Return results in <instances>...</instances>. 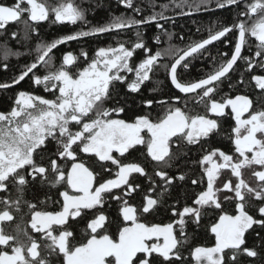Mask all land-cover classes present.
I'll use <instances>...</instances> for the list:
<instances>
[{"label": "snow or ice", "instance_id": "snow-or-ice-1", "mask_svg": "<svg viewBox=\"0 0 264 264\" xmlns=\"http://www.w3.org/2000/svg\"><path fill=\"white\" fill-rule=\"evenodd\" d=\"M119 2L128 8L134 7L133 0ZM209 2L179 0L177 7L183 9L187 6L190 11H198L201 5L207 6ZM242 3L244 9L238 11L234 24L222 25L219 30L210 28L207 38L192 42L183 49L169 46L153 52L137 31L136 42L131 47L118 41L116 46L99 47L91 58L83 49L79 57L68 51L62 54L59 67L52 70L53 49L59 45L83 37L119 33L153 21L157 22V28L163 29V25L158 22L168 19L163 11L154 12L143 19L114 16L106 24L91 27L87 31L80 30L50 41L37 40L35 48L30 49L29 53H36L33 62L22 68L12 84H18L32 74V82L43 85L54 99L20 91L11 110L0 112V190L7 191L8 185H12L17 193H22L29 176L33 181L39 179L50 188L66 187L64 191L58 192L63 198L59 211L31 212V228L44 241L45 256L42 257L38 251L41 244L37 238L27 232L21 238L19 227L16 235L8 234L0 226V246L10 248V251L0 249V264H51L48 257L55 258L57 264H176L183 259L179 247L187 242L188 224L199 225L202 216L210 211L219 213L218 219L210 227L215 243L211 247L196 246L191 250L190 255L195 264H242L241 257L254 258L260 255L256 246H248L247 234L250 230L255 232L253 239L257 245L264 247V235L254 227L258 225L264 231V110L250 112L252 101L246 95L225 96L222 100L214 98L218 85L234 69L238 60L245 62L248 72L255 69L264 72V0H252L251 3L247 0H217L216 6L223 8L231 5L239 9ZM167 7L163 5L162 9ZM134 11L140 12L141 9L134 8ZM49 20L53 24H76L77 21H84L85 16L75 0H58L55 6L48 5L45 0L0 3V30L6 33L11 24L22 23L24 40H31L33 33L38 36L39 23ZM233 31L237 34L230 56L227 52L219 53L220 62L217 64L216 57H213V68L203 78L192 82L181 81L178 66L187 69L189 58L203 55L207 46L221 38H225L224 43H229L226 37ZM166 34L171 39L172 34ZM249 37L256 41V51L251 57L242 55L245 46L251 50ZM11 38L20 41L18 32H12ZM156 42H160L159 37H156ZM137 49L142 50L144 57L133 64L131 59ZM80 57H83V67L79 66ZM161 57L171 59L168 63H159ZM256 57L260 59L256 60ZM38 66L47 70L45 75L35 74L34 70ZM4 67L7 68V65ZM157 68L165 71L166 78L179 93H196L199 102L205 104L204 114H190L179 106H170L156 120L151 119L149 114L136 115L130 121L113 118L114 114L125 110L123 107H105L112 98L115 84L123 83L131 92H139L141 85L151 80L150 74H154ZM127 73L134 74L131 81L126 78ZM251 81L255 82V88L264 90V74L251 75ZM243 82L241 76L238 83ZM10 86L0 84V88ZM173 99L179 101L181 97L177 95ZM142 103L150 107L154 101L145 100ZM158 103L163 107L166 102ZM227 108L231 109L235 122L231 129L234 136H230L234 154H226L218 148L206 151L199 164L203 167L207 185L195 194L192 204H186L182 209L172 207V215L177 219L170 223L141 222L144 214L155 211L162 202L173 179L184 180L185 176L179 174L172 177L167 171H155L154 176L160 177L164 187L155 198L144 195L142 203L134 205L125 197L130 198L140 186L133 185L130 176L134 173L146 175V172L140 163L123 162L125 154L138 145H144L146 156L151 161L169 168L173 157L170 151L173 138L177 147L201 143L220 130L218 119L210 118V114L223 117ZM246 113L248 116L244 118ZM73 127L78 130L73 131ZM50 140L55 142V149L48 153L49 164L38 165L35 155L43 152ZM78 152L94 156L101 162L110 161L118 169L114 178H102L101 173L111 174V169L101 164V172H96L78 159ZM235 154L238 157L234 161ZM217 156L221 162H217ZM58 160L70 163V167H62ZM257 166L260 170L253 171L252 175L260 184L251 187L241 179L242 169ZM229 168L237 180L234 187L230 180L224 182L222 187L217 186L221 170ZM192 183L197 184L199 181L193 180ZM68 189L74 194H70ZM113 190H122L121 195H112ZM224 190L234 193L223 197L234 204L232 213L223 208L219 198ZM152 191L153 188L149 187L148 192ZM106 195L119 204L116 220L118 237L115 239L108 234V226L113 221L103 209ZM0 203L4 205L3 210H0V222L12 221L11 208L18 209V200L5 199ZM28 206L30 209L35 208L33 204ZM89 212L91 217L86 223V231L90 230L89 238L86 242L73 244V231L68 228L70 218L83 219ZM256 213L259 218L254 215Z\"/></svg>", "mask_w": 264, "mask_h": 264}, {"label": "trees", "instance_id": "trees-1", "mask_svg": "<svg viewBox=\"0 0 264 264\" xmlns=\"http://www.w3.org/2000/svg\"><path fill=\"white\" fill-rule=\"evenodd\" d=\"M45 2L50 6H55L58 0H45ZM179 0H133V8H128L124 4H121L119 0H75V3L81 7L84 11L85 20L77 21L76 24L69 23H56L53 24L51 20L40 22L38 25V36L37 33L32 34L31 40L23 39L22 23L21 24H11L7 32L0 30V84H10L15 80L22 70V68L33 62L36 55L35 52L30 53V49H34L37 40L50 41L53 38L60 37L63 35H68L75 31H80L85 27H94L98 25L106 24L114 16H125L132 17L135 19H143L153 14L154 12H164L165 16H171L167 20H162L159 23L163 25V29L157 28L156 23H149L146 25H140L139 27H133L132 29H125L119 33L109 32L103 33L92 37H83L78 40L69 41L65 44L59 45L56 49H53V68L54 71L61 64L62 54L68 51L73 52L79 57L81 49L86 51L88 54H92L99 47L116 45L118 41L125 42L127 47H131L132 43L136 42V32L139 31L142 35L143 42L147 44L152 51H158L169 46L175 48H185L192 42H196L206 38L209 34V29L219 30V27L231 26L237 20L238 11L244 9V4L242 3L239 9L236 6H225L223 8H216L217 0H210L207 6L201 5L199 11L195 13L185 14L190 12L187 6L183 9L177 7ZM251 3L252 0H247ZM0 3L11 4L14 0H0ZM163 5H167L166 9H162ZM134 8L141 9L140 12L134 11ZM184 14H181V13ZM179 15V16H175ZM54 18V17H53ZM244 19V17H240ZM12 32H18L20 35V41L11 38ZM166 33H171V39ZM236 32L233 31L227 35V40L229 43H224L225 38H221L213 44L207 46V51L203 55H198L197 58L188 60V68L185 69L182 66L179 67L178 73L182 82H189L194 79L205 75L213 68V57H216V63L218 64L221 60L219 53L227 52L229 56L231 55L232 48L235 43ZM156 37H159L160 42H156ZM252 44L251 50L247 46L242 49V55L249 56V51H256L254 39L249 37ZM7 54V59H5V53ZM139 55L131 59V63L135 64L139 62L143 57L144 53L142 50L137 49ZM13 53H20L15 55ZM250 53V52H249ZM170 57H161L159 63H168ZM79 62L81 67L83 64V57H80ZM7 65V68L4 65ZM246 64L243 60H238L234 65V69L225 78L227 81H223L220 85L221 91H228V84L232 82L236 83V88L243 87V83H238L243 76V81L246 80L245 72L243 67ZM240 68V70H237ZM46 69L43 66H38L34 70L36 75L43 76L46 74ZM237 77L232 80V76ZM32 74H29V77ZM151 75V80L144 82L141 85V90L139 92H131L128 90L127 85L117 82L112 92V98L109 100L105 107H123L128 114H137L144 110L145 100H153L157 103L146 109L148 114H152L153 120H156L159 115H162L166 109L171 104V99L178 95L179 93L173 88L169 79L166 78L165 71L162 68H157L154 74ZM134 78V74L128 77L131 81ZM28 77L20 81L18 84L6 88H0V112H9L14 106L15 98L19 90H30L32 92H38L35 89V84L30 81L27 84ZM228 82V83H227ZM226 83V84H225ZM235 88V90H236ZM151 89H156V91H150ZM230 91V89H229ZM47 95L52 96L51 93L47 92ZM182 96V95H181ZM264 98V95L262 96ZM117 101L119 103L117 104ZM165 101L163 107L159 105L158 102ZM181 102L186 105L185 111L190 114H202L205 112V104L196 101L194 96H183ZM228 124V121H225ZM74 130V128L72 129ZM216 140V139H215ZM213 138H209V142H215ZM55 142L49 141L45 150L39 152L40 159H43L37 164H44L48 160V153L54 151ZM180 156H182L178 161H175L174 166L169 168L161 167L160 170L167 171L172 177H176L179 174L185 176L184 180L173 179L172 184L168 187L167 193L163 196L162 202L156 207L155 211L150 214H144L141 217V222L145 223H170L177 217H173L171 208L176 207L182 209L183 206L191 205L192 200L195 198L197 189L199 188V183L193 184V180L199 181L198 168L196 166L197 159L196 155L199 151V146H191L185 157L183 154V148L179 150ZM185 152V151H184ZM183 154V155H182ZM140 162V161H138ZM141 163V162H140ZM146 175H141L139 173H134L130 176V180L133 185H139L135 192L131 194V197H125L129 199V202L134 205H140L142 203L143 193L148 194L149 187L153 188L149 195H154L160 193L161 189L164 187V182L160 180V177L154 176L155 167L150 161H146L144 164ZM96 172H101L100 168H93ZM51 175V173H49ZM102 178H114L112 176L106 177L101 173ZM260 182H253L251 187H256ZM65 187L50 188L47 184H42L41 181L35 180L28 182L24 187L22 193H17L16 188L12 185L8 187L7 191L0 190V201L11 200L17 201L19 203L18 209L16 207L11 208V214L13 215L12 221L0 222L6 233L16 235V229L19 227L21 230V238H23V233L27 232L29 235L37 238L38 242L41 244L40 251L41 256L44 257L46 250L43 248L44 241L39 239V234L35 233L31 228V212L32 211H59L62 205L63 198L58 195L59 191H64ZM70 194L72 190L68 189ZM122 190H113L112 195H121ZM19 197V199H18ZM59 201V202H58ZM29 204L35 205L34 209L29 208ZM118 207L119 204L116 200L111 199L109 196H105V204L103 206L106 215L113 221L108 226V234H110L114 239L118 237V229L116 227V220L118 218ZM4 205L0 203V210H3ZM253 214V213H252ZM256 218H259L258 213L254 214ZM91 217L89 212L83 219L76 218V220H71L68 225L69 230L73 231L74 238L72 239L73 244H79L86 242L88 233L90 230L86 231V223L88 218ZM216 212H208L203 215L199 225L189 223L187 232V242L183 243L179 247V253L182 256V261H177L176 264H195L191 258V250L196 246L210 247L214 243V234L211 233V224L217 220ZM123 226V225H121ZM55 227V226H54ZM256 231L261 235H264V231H261L260 227L254 226ZM58 234V233H54ZM104 234V233H101ZM255 232H250L248 236V246H256L260 255L254 258L241 257L242 264H264V247H260L256 244L253 239L255 237ZM179 238V233L177 232ZM0 249H5L10 251V248H5V246H0ZM51 264H57L55 258L48 257ZM173 259H175L173 257Z\"/></svg>", "mask_w": 264, "mask_h": 264}, {"label": "flooded vegetation", "instance_id": "flooded-vegetation-1", "mask_svg": "<svg viewBox=\"0 0 264 264\" xmlns=\"http://www.w3.org/2000/svg\"><path fill=\"white\" fill-rule=\"evenodd\" d=\"M216 8H218V7H216ZM195 12H197V11H190V12H187L185 14H190V13H195ZM160 21H162V20H160ZM160 21H158V22H160ZM151 23H157V22L156 21H153ZM134 27L137 28L139 26H134ZM86 28L87 27H85L82 30H85ZM85 31H87V30H85ZM252 39H254V41H255V38H252ZM110 46H116V45H110ZM102 47H108V45L107 46H102ZM153 52H155V51H153ZM249 52H248V55L250 57L253 56L254 53H255L254 50L249 51ZM94 54H95V52H93L92 54L89 53L88 54L89 58L93 57ZM74 55H76V54H74ZM137 55H139V54L137 52H134V57H136ZM255 59L256 60H259L260 58L259 57H256ZM79 66L81 67L80 62H79ZM179 67H178V69H179ZM237 70H240V68H237ZM243 71L245 72V76H246L245 77L246 80L244 81L243 87L241 86V87H239L240 89H237L236 88V86H237L236 83L234 84L232 82L231 83V87H229L230 84H228V86H227L228 87V91H226L224 93V91H221V89H220V85L223 86V84L220 83L218 85V91L216 92L214 98L217 99V100H222L225 96H227V97H235L238 94L239 95H246L252 101V107L249 110L250 112H254V111H258V110H264V98L262 97L264 95V90H260V89L255 88V86H254L255 85V82L254 81H251V75H254V74H264V72L260 71L259 69H255L253 72H248L246 70V66L243 67ZM131 74H133V73H127L126 74V78L128 79V77ZM204 76L205 75L199 77L198 79L203 78ZM30 77H31V75H30ZM30 77H28L26 85L27 84H30V81H32L30 79ZM235 77H237V74L235 76H232L231 77L233 81H234V78ZM225 78H223L222 82L225 80ZM198 79H194L192 81H196ZM192 81H189V82H192ZM225 81H227V80H225ZM12 86H14V85H12ZM34 88L37 89L38 92H32V91L26 90V89L19 90L18 92L25 91V92L32 93L34 95L43 96V97L48 98V99H54L53 96H50L49 97L47 95V92L44 90V86L43 85H36L35 84V87ZM173 88H174V86H173ZM235 88H236V90H235ZM229 89H230V91H229ZM175 90L179 93V91L177 89H175ZM178 95L181 98L183 96H191L192 95V96L196 97V101H199V97H198V95L196 93H192V94L179 93ZM173 98L170 101L171 104H172V106H179V107H181L184 110L185 107H186V105L181 102V99L179 101H177V100H175ZM156 101H154V103H157ZM150 107L144 105V110L142 112H140V113H137V114H134V113L133 114H128L125 111V112H122V113H119V114H114L113 118H121V119H125V120H129L130 121V120H133L136 115L148 114L146 112L148 110H146V109H148ZM148 112H152V111H148ZM225 112H226V115L223 116V117H215V116H212L210 114V118L218 119V122L220 124V130H219V132L210 136L211 138H213V140L216 139L215 142L214 143L211 142V141L209 142L208 141L209 138H210L209 137L207 139L202 140L201 143L195 144V145L199 146V151H198V153L196 155V159H197L196 166L198 168V176H199V182H200L199 185L200 186L197 189V193L199 191L204 190L206 188V185H207V178H206V176L203 175V167L199 164V160L206 153V151H211L213 148H218V149L224 151L226 154H229V155H233L234 154V145L231 142L230 136H234V134L231 132V129L235 126V122H234V120L232 119V116H231V109L230 108H227V109H225ZM202 114H204V113H202ZM149 115H150V118L151 119L154 118V117H152V114H149ZM247 116H248V113L245 114L244 118H247ZM225 121H228V124L227 125L224 123ZM73 128H74L73 131L78 130V128H75V127H73ZM195 145H182L180 147H177L176 142H175V138H173V143L170 145V151L173 153V157H172V160H171V166H174L175 161H178L182 157V156H180V154H178L180 152L179 151L180 149L183 148V154H185V157L188 158V156H190V155H187V154H188V151L190 150V147L191 146H195ZM114 155L119 156L118 153H114ZM237 157H238V154H235L234 155V161H235V159ZM53 158H56V157H53ZM78 159L81 160V161H84L86 163V166H89L92 169L93 168H100V165L101 164H103L105 166V168H110L111 169V174H109L108 172H103L104 176H106V177H109V176L114 177L115 172L118 170V169L115 168V166H112L111 165V162L110 161H108V162H101V161H98L97 158H95L94 156H90L89 154H84V153H79L78 152ZM35 160H36V162H40L42 160V159H40L39 152L35 155ZM46 161L47 162H45L43 164L44 166H47L49 164V159L46 160ZM138 161H140L141 163L138 162ZM146 161L152 162V164L155 167V171L160 170L161 167H162V165H159L156 162L151 161V158L146 156V146H144V145H138L134 149H130L129 152L126 153L125 156L123 157V162H125V163H128V162L140 163L142 167H144V164H145ZM217 162H221L219 160L218 156H217ZM58 163H60L61 166L64 167V168L70 167V163H65L62 160H58ZM38 165H40V164H38ZM258 170H260L258 166L255 167V168H253V169H249V168L242 169L241 179H244L245 182L249 184V186H251L253 182H259L252 175L253 171H258ZM217 179H218L217 186H219V187H222L223 183L224 182H228L229 180L231 181L233 187H234L235 183L237 182L236 177L232 176L231 169L230 168L229 169H222L221 170V174H220V176ZM29 181H31V177L30 176L28 177V182ZM8 187H10V185H8ZM72 194H74V193H72ZM149 194H150L149 192H148V194L143 193L142 198H143L144 195H149ZM224 195H234V193H229L228 190H224L222 193L219 194V198L222 201L223 208L226 211H229L230 213H232L234 211V204L233 203H230L227 200H224L223 199ZM152 196L155 198L154 195H152ZM250 214H252V213L250 212ZM218 215H219V213L216 212L217 218H218ZM214 243H215V237H214ZM214 243H213V245H214Z\"/></svg>", "mask_w": 264, "mask_h": 264}, {"label": "bare ground", "instance_id": "bare-ground-1", "mask_svg": "<svg viewBox=\"0 0 264 264\" xmlns=\"http://www.w3.org/2000/svg\"><path fill=\"white\" fill-rule=\"evenodd\" d=\"M175 16H179V15H175ZM168 17V19L169 18H171V16H167ZM89 28H91V27H87L85 30H88ZM75 32H77V31H75ZM75 32H73V33H75ZM73 33H70V34H73ZM99 35V34H98ZM89 37H92V36H89ZM8 85V84H7ZM225 123V122H224Z\"/></svg>", "mask_w": 264, "mask_h": 264}, {"label": "water", "instance_id": "water-1", "mask_svg": "<svg viewBox=\"0 0 264 264\" xmlns=\"http://www.w3.org/2000/svg\"><path fill=\"white\" fill-rule=\"evenodd\" d=\"M178 67H179V66H178ZM8 85H11V86H12V85H15V84L10 83V84H8Z\"/></svg>", "mask_w": 264, "mask_h": 264}]
</instances>
